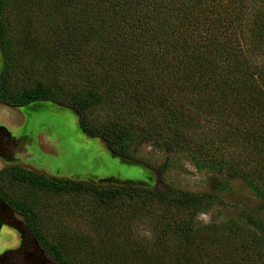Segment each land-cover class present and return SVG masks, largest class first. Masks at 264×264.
<instances>
[{"label":"trees","instance_id":"trees-1","mask_svg":"<svg viewBox=\"0 0 264 264\" xmlns=\"http://www.w3.org/2000/svg\"><path fill=\"white\" fill-rule=\"evenodd\" d=\"M22 48L45 75L16 93L10 79ZM0 53L3 103L66 105L79 113L82 130L128 158L140 130L153 141L154 131L171 128L181 147L226 164L260 200L234 207L225 223L196 224L204 206L225 204L219 195L99 188L9 167L14 178L50 193L88 192L124 220L152 213L156 202L151 239L123 224L107 227L97 245H73L89 249L88 264H264V0H0ZM72 69L80 70L81 90L66 97L58 82ZM103 105L120 118L90 125L86 114ZM38 242L56 264H71L62 249Z\"/></svg>","mask_w":264,"mask_h":264},{"label":"rangeland","instance_id":"rangeland-1","mask_svg":"<svg viewBox=\"0 0 264 264\" xmlns=\"http://www.w3.org/2000/svg\"><path fill=\"white\" fill-rule=\"evenodd\" d=\"M18 53L19 59L12 72L10 89L16 93H23L34 88L42 80L45 72L41 63H38V68H33L27 63L26 55L29 57V52L24 48ZM2 61L0 53V73L3 68ZM64 73L65 79L58 82V87H62L63 95L72 97L75 90L77 93L81 90L78 86L81 73L76 69ZM62 105L49 101L27 108H17L0 101V127L4 128L0 133V153L3 151L1 145L11 144L13 139L18 141L27 139L23 143L27 144L28 152L18 155L15 161L18 166L25 163L50 174L60 169L64 175L98 177L119 175L122 180L142 178L143 173L138 167L125 164L108 153L104 155L100 138L82 130L78 116L71 108ZM111 109L113 108H109V105L98 107L86 114V120L94 126L118 120L119 114ZM132 124L131 122L128 126L131 127ZM163 129L153 132L152 137H156L153 141L143 139L144 133L137 130L139 131L137 135L141 139L130 149V157L158 174L154 187L156 191L171 187L192 193H211L220 196L225 204L204 206L194 218L196 224L225 223L235 218L234 207H250L260 202L244 181L226 164L208 162L204 153L198 154L195 148L181 147L178 138L175 140L173 129H166L165 126ZM223 145L226 148L219 147L221 155L230 161L229 154L226 155L229 147L227 144ZM52 154L58 157L66 156L68 163L58 166L46 165L45 159ZM72 154H80V157L73 158ZM94 157L96 160L92 159ZM208 159H211L209 155ZM241 164L245 165L243 155ZM7 166L8 164L0 159V222L3 223L0 226V264H23L24 252H33L36 257L42 255L47 264H56L39 244L38 236L62 249L71 264H88L86 250L89 249L78 251L71 247L76 246L77 242L90 239L97 245L95 240L105 234L107 227L117 225L122 227L126 224L128 232L133 230V235H144L148 237L147 240L155 233L158 221L156 202L152 204L153 214L149 213L151 216L144 212L135 216L131 214L124 220L121 219L120 212L114 213V210H110L111 206L101 207L88 192L50 193L30 185L22 178H14L12 168ZM126 200L127 204L136 201ZM2 204L9 210L8 214L4 212ZM22 244L24 246L21 255L16 254L13 249Z\"/></svg>","mask_w":264,"mask_h":264},{"label":"water","instance_id":"water-1","mask_svg":"<svg viewBox=\"0 0 264 264\" xmlns=\"http://www.w3.org/2000/svg\"><path fill=\"white\" fill-rule=\"evenodd\" d=\"M0 77H1V73H0ZM40 103H43V102L41 101V102H37V103H33V104H40ZM33 104H31V105H33ZM31 105H29V106H31ZM29 106H27V107H29ZM27 107H24V108H27ZM71 110L78 116V123H79V121H80L79 113L76 110L72 109V108H71ZM100 140L102 142V146H103L102 152H103L104 155H106V153H108L113 158L120 159L125 164H130V165H132L134 167H138L141 170V173H143L142 178L138 179V180H136V179H134V180L133 179L122 180L121 177H116L115 175L110 176V177H98V176H94V175H84V176H82L80 174H76L75 176H79V177H82V178L74 179L73 175H64V174H62L60 169H58L59 174L57 173L58 175H55L54 173L50 174V173L46 172L43 169L37 168L36 166H30V165L25 164V163H23V165H20V166H23V167H25L26 169H28L30 171H33V172H36L38 174H42V175H45V176H48V177H51V178H56V179H59V180H73L74 182L90 183V184L95 185V186H97L99 188L133 187V188H142V189L155 190L154 187H155V184H156V182L158 180V174L155 171H153L152 169L148 168L146 165H144L143 163H141V162H139L137 160H133L131 158H128L126 156L120 155V154L112 151L109 148L107 141L102 140V139H100ZM48 156L57 158V160H59V161H60V159L66 157V156L58 157L57 155H54V154L48 155ZM71 156L73 158H79L80 154L79 155H76V154L73 155L72 154ZM87 158H89V157H87ZM92 159L96 160L95 157L92 158ZM65 161H66V164H67L68 160L65 159ZM44 163L46 165H49V164H47V160L46 159H45ZM63 163H65V162H63ZM66 164H63V165H66ZM39 262H40V264H47L46 260L42 258V255H39Z\"/></svg>","mask_w":264,"mask_h":264},{"label":"flooded vegetation","instance_id":"flooded-vegetation-1","mask_svg":"<svg viewBox=\"0 0 264 264\" xmlns=\"http://www.w3.org/2000/svg\"><path fill=\"white\" fill-rule=\"evenodd\" d=\"M23 141L26 142L27 139L22 140V141H18L16 139H13L12 142H11V144L1 145L2 146L1 149L3 151H1V153H0V156H1L0 159H2L4 163L6 162V164H8L7 167L18 166L15 163V161L17 160L18 155H24L25 153L28 152L27 151L28 149L26 148L27 147V144L26 143H23ZM46 160H47V164H49L48 166H58V165H62L63 162H65L63 164H66L65 158H62L59 161V160H57V158L48 156L46 158ZM19 167L25 168V167L20 166V165H19ZM57 173L59 174V171L58 170L56 172H54L55 175H58ZM115 176L116 177H119V175H115ZM73 178L74 179H76V178L79 179V178H82V177L73 175ZM65 181H72V182H74L73 180H65ZM75 183H83V182H75ZM83 184H90V183H83ZM2 206H3L4 212L6 214H8L9 213V210H7V208L3 204H2ZM23 246H24V244L20 245V247H18L19 249L18 248L13 249V251H15L16 254H20L21 255V253L23 251V249H22ZM8 251H12V250H8ZM23 260H24L23 264H40V262H39V256L36 257L33 252H31V253L24 252V258H23Z\"/></svg>","mask_w":264,"mask_h":264},{"label":"bare ground","instance_id":"bare-ground-1","mask_svg":"<svg viewBox=\"0 0 264 264\" xmlns=\"http://www.w3.org/2000/svg\"><path fill=\"white\" fill-rule=\"evenodd\" d=\"M2 111H3V109H2ZM4 111H5V110H4ZM3 113H4V112H3ZM5 114H6V113H5ZM5 114H4V115H5ZM6 115H7V114H6ZM6 115H5V116H6Z\"/></svg>","mask_w":264,"mask_h":264}]
</instances>
